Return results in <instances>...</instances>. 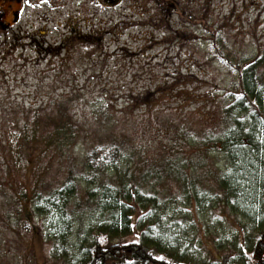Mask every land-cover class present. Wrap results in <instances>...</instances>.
<instances>
[{
  "label": "rangeland",
  "instance_id": "obj_1",
  "mask_svg": "<svg viewBox=\"0 0 264 264\" xmlns=\"http://www.w3.org/2000/svg\"><path fill=\"white\" fill-rule=\"evenodd\" d=\"M132 1L140 8L124 1L130 9L90 10L103 29L126 22L88 56L35 51L27 35L32 21H47L44 9L29 10L8 30L0 26V264H79L80 246L110 222V211L93 201L83 206L66 233L64 260H55L59 213H38V195L71 166L81 172L83 197L103 182L118 183L116 169L146 173L149 196L133 219L149 226L143 238L161 236L190 264H240L248 253L260 223L223 198L204 205L195 195L223 194L219 177L230 163L205 139L220 132L239 68L264 53V0H173L175 9L162 5L163 22L159 0ZM78 12L50 10L49 41H59L65 21L76 24L68 14ZM114 146L118 168L107 158ZM94 150L105 160L99 172L87 166ZM173 165L187 167L185 186Z\"/></svg>",
  "mask_w": 264,
  "mask_h": 264
},
{
  "label": "trees",
  "instance_id": "obj_2",
  "mask_svg": "<svg viewBox=\"0 0 264 264\" xmlns=\"http://www.w3.org/2000/svg\"><path fill=\"white\" fill-rule=\"evenodd\" d=\"M219 128L220 132L214 140L206 137L205 145L216 146L229 160L228 172L219 177L223 194L196 193L195 199L197 203L209 205L223 198L221 203L231 211L237 214L243 212L247 218L256 219L260 225L240 264H264V214L261 212L264 207V53L244 62L239 68L231 99L223 107ZM60 130L59 133L64 132ZM70 136V133L63 134L64 139ZM59 143L63 141L59 140ZM99 156L100 151L94 150L87 163L88 167L97 172L105 165V160ZM107 158L118 168V147L114 146ZM172 168L174 172L180 169L176 174L184 172L179 179H183L185 186L188 183L187 167L173 165ZM116 171L118 183L103 182L98 193L93 195V190L89 188L88 194L83 197V185L79 179L81 172L71 166L59 185L38 195L41 201L36 207L38 213L44 214L49 210H57L59 213V221L54 225L61 242L53 246L55 260L65 258L63 252L68 248L65 236L71 230L72 217L93 201L101 210L111 212L110 222L98 228L89 243L80 246V251L75 255V261L79 264H190L173 247L162 244L161 236L153 242L143 238L142 234L149 226L144 228L137 225L133 219L136 206L149 196V176L143 173L140 178H136L130 170L125 174L119 169ZM258 216H262L259 221ZM28 226L25 225V228ZM136 232L141 238L123 240ZM218 264L225 263L220 261Z\"/></svg>",
  "mask_w": 264,
  "mask_h": 264
},
{
  "label": "flooded vegetation",
  "instance_id": "obj_3",
  "mask_svg": "<svg viewBox=\"0 0 264 264\" xmlns=\"http://www.w3.org/2000/svg\"><path fill=\"white\" fill-rule=\"evenodd\" d=\"M4 1H18L22 3V11L18 17L17 26L21 20H23L25 15L27 16L29 10L34 8L44 9V12L40 16L42 22L48 21L50 10L53 8L62 9H75L76 11H81L77 14H68V20L74 19L76 24L68 25L65 21V33H62L59 37V41L51 42L49 41V36L51 35V28L45 21L43 26L36 24L35 20L32 21L31 33L27 35L31 45L35 48V51L42 53H47L49 55H60L64 54L66 57L76 56H88L89 52L99 51L101 42L110 35L112 32H117L121 30V25L126 22L124 20L115 22L108 28H101L99 20L96 18L97 15L90 10L94 9H114L118 6H122L126 3L124 1H129L131 6L133 4L134 8H140L138 5H134L132 0H4ZM161 7L160 20L163 22L162 16V5L164 4L165 10L175 9L178 6V2H173V0H159ZM122 6L125 9H130L129 5ZM142 6V4H141ZM85 10V11H83ZM27 12V13H26ZM171 12L169 13V15ZM42 17V18H41ZM57 51V52H56Z\"/></svg>",
  "mask_w": 264,
  "mask_h": 264
},
{
  "label": "water",
  "instance_id": "obj_4",
  "mask_svg": "<svg viewBox=\"0 0 264 264\" xmlns=\"http://www.w3.org/2000/svg\"><path fill=\"white\" fill-rule=\"evenodd\" d=\"M21 11V2L0 0V26L2 29L12 28L17 23Z\"/></svg>",
  "mask_w": 264,
  "mask_h": 264
}]
</instances>
